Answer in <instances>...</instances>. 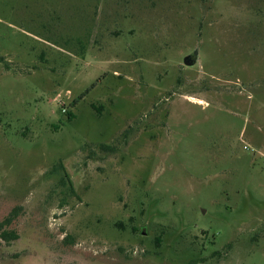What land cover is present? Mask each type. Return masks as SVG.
I'll use <instances>...</instances> for the list:
<instances>
[{"label":"rangeland","instance_id":"1","mask_svg":"<svg viewBox=\"0 0 264 264\" xmlns=\"http://www.w3.org/2000/svg\"><path fill=\"white\" fill-rule=\"evenodd\" d=\"M15 209L0 264H264V0H0Z\"/></svg>","mask_w":264,"mask_h":264},{"label":"trees","instance_id":"2","mask_svg":"<svg viewBox=\"0 0 264 264\" xmlns=\"http://www.w3.org/2000/svg\"><path fill=\"white\" fill-rule=\"evenodd\" d=\"M67 118L68 120H72L73 114L71 112H68ZM58 167L62 169L61 165H58ZM63 174L65 178L68 179L67 174L65 173V170L63 171ZM16 210L17 209L13 210L8 216H6L4 219L0 221V240L5 243H10L18 239V234L14 230L9 229V226L16 218V214H17Z\"/></svg>","mask_w":264,"mask_h":264},{"label":"built area","instance_id":"3","mask_svg":"<svg viewBox=\"0 0 264 264\" xmlns=\"http://www.w3.org/2000/svg\"><path fill=\"white\" fill-rule=\"evenodd\" d=\"M65 112H66V110L63 108V109H62V113H65Z\"/></svg>","mask_w":264,"mask_h":264},{"label":"water","instance_id":"4","mask_svg":"<svg viewBox=\"0 0 264 264\" xmlns=\"http://www.w3.org/2000/svg\"><path fill=\"white\" fill-rule=\"evenodd\" d=\"M193 64V62L192 63H188L187 65H192Z\"/></svg>","mask_w":264,"mask_h":264}]
</instances>
